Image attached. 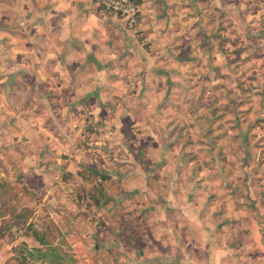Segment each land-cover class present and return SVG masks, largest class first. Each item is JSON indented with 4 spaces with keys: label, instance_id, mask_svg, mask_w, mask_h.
<instances>
[{
    "label": "crops",
    "instance_id": "1",
    "mask_svg": "<svg viewBox=\"0 0 264 264\" xmlns=\"http://www.w3.org/2000/svg\"><path fill=\"white\" fill-rule=\"evenodd\" d=\"M138 1L135 32L88 0H0V193L54 190L58 226L56 208L77 209L84 194L98 264H264V217L241 216L236 201L251 185L204 163L228 113L202 83L213 12L202 0ZM28 226L24 247L45 248Z\"/></svg>",
    "mask_w": 264,
    "mask_h": 264
},
{
    "label": "rangeland",
    "instance_id": "2",
    "mask_svg": "<svg viewBox=\"0 0 264 264\" xmlns=\"http://www.w3.org/2000/svg\"><path fill=\"white\" fill-rule=\"evenodd\" d=\"M202 5L213 12V16L204 18L202 39L210 43L202 46V55L214 58L213 69L209 70L212 74L203 77L202 83L216 88L213 101L228 112L219 114L214 141L209 140L211 146L219 141L218 151L213 163L204 162L208 163L205 167L228 169L229 175L233 173L236 188L246 190L251 185L250 194L236 196L240 215L245 217L248 211L252 217H264V0H202ZM202 67L205 70V64ZM33 179H27L28 186L34 183ZM9 197L19 200L18 204L4 205ZM83 197L84 194L77 193V209L69 208L66 201L64 209L56 208L62 222L58 226L54 224V190L23 191L16 183L9 192L0 193V204L5 206L0 211V264H22L18 253L27 244L25 229L30 222L36 228L48 230L51 242L67 254L61 264H98L99 257L90 256L94 243L84 241L82 233V218H90L94 211L89 208L92 203ZM19 210L28 215L25 222L16 219ZM72 218L77 222L75 232L70 229ZM33 262L32 258L25 260V264Z\"/></svg>",
    "mask_w": 264,
    "mask_h": 264
},
{
    "label": "built area",
    "instance_id": "3",
    "mask_svg": "<svg viewBox=\"0 0 264 264\" xmlns=\"http://www.w3.org/2000/svg\"><path fill=\"white\" fill-rule=\"evenodd\" d=\"M97 10L124 19L127 26L138 32L141 6L138 0H88Z\"/></svg>",
    "mask_w": 264,
    "mask_h": 264
},
{
    "label": "trees",
    "instance_id": "4",
    "mask_svg": "<svg viewBox=\"0 0 264 264\" xmlns=\"http://www.w3.org/2000/svg\"><path fill=\"white\" fill-rule=\"evenodd\" d=\"M28 230L32 231V235H34L38 239L40 244L45 246V248L24 247V249L20 250L18 253V258H20V262L22 264H25V260L27 258H32L34 259V262L32 264H61L64 259V256H62L59 249L52 245L51 242L45 237V235L41 233L38 229L34 228L32 225L28 226Z\"/></svg>",
    "mask_w": 264,
    "mask_h": 264
}]
</instances>
